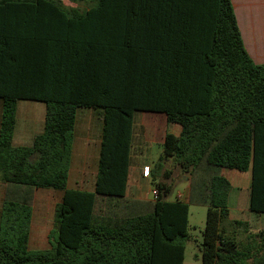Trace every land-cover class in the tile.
I'll return each mask as SVG.
<instances>
[{"label": "trees", "instance_id": "obj_1", "mask_svg": "<svg viewBox=\"0 0 264 264\" xmlns=\"http://www.w3.org/2000/svg\"><path fill=\"white\" fill-rule=\"evenodd\" d=\"M89 4L0 0V264H184L191 204L208 207L201 264H264V230L239 236L247 225L227 222L223 170L251 173L249 210L264 215V65L248 55L231 0ZM20 101L46 105L31 147L13 146ZM81 109L103 111L94 192L68 189ZM140 113L181 127L152 171L154 201L126 198ZM170 159L191 175L188 201L159 182ZM35 189L64 193L48 250L29 248Z\"/></svg>", "mask_w": 264, "mask_h": 264}, {"label": "crops", "instance_id": "obj_2", "mask_svg": "<svg viewBox=\"0 0 264 264\" xmlns=\"http://www.w3.org/2000/svg\"><path fill=\"white\" fill-rule=\"evenodd\" d=\"M231 2L237 25L241 32L243 44L248 55L256 65H264V0H231ZM2 114L3 102L0 100V127ZM140 114L148 115L150 121L143 124V131L139 130L135 123L131 167L126 195L127 200L132 201L149 200L147 191L149 182L148 178H144L143 176V169L145 167L151 168L153 164L155 167V164L163 153V143L167 132H171L176 136L181 132L180 126L168 125L167 117L164 114ZM45 123L46 105L44 103L20 101L17 107L13 146L16 148L31 147L35 138L44 133ZM103 124L102 110L81 109L78 111L75 124L68 189L86 192L95 191L102 147ZM153 169H151V175ZM227 171L230 170H223L221 174H227ZM242 174H250L248 185L246 186V189L250 194L252 181L251 173L247 172ZM74 178H76L77 181H74L73 184L72 180ZM237 178L242 179L239 175H237ZM88 179H90L91 182H88ZM6 188L7 185L0 181V219L3 204L6 199ZM43 190H46L47 192ZM37 191L43 192V194H51L55 199V205L53 210L50 211L51 200H49V198H42L40 200L39 212L35 215V207L32 204L33 214L29 238L30 250L34 249L33 243H36L37 245L43 241V231L46 230L47 226L52 221V224L50 223L52 227L46 236L49 241V236L54 226L55 208L62 202L64 196L62 191L35 189L34 198ZM178 196L180 197V193ZM182 196L184 198H182ZM182 196L180 198L181 200L188 201L190 193H188L186 197L183 194ZM48 219H51V221L49 222ZM230 221L241 222L247 225V227H240L243 228L242 236L256 234L264 230V215L253 214L250 210L243 213L242 218H239L238 216L234 217L233 214L230 213ZM38 249L48 250L50 247Z\"/></svg>", "mask_w": 264, "mask_h": 264}, {"label": "rangeland", "instance_id": "obj_3", "mask_svg": "<svg viewBox=\"0 0 264 264\" xmlns=\"http://www.w3.org/2000/svg\"><path fill=\"white\" fill-rule=\"evenodd\" d=\"M89 1L90 0H86L85 2L75 4L70 2V0H63L66 6L74 7V8L79 7L82 10L89 8L90 5ZM149 121H150V117L148 115H144V114L136 115L135 123H136V127L139 130L143 131V124ZM153 168H154V164L151 167V169ZM166 171L171 172V175L166 176L165 175ZM223 175H225L224 177L227 178L232 183L233 186L229 199L230 213H232L234 217L238 216L239 218H242L243 213L249 210L250 194L249 191L246 189V186L248 185V179L250 178V174H242L238 171H227V174H223ZM237 175L241 176L242 179H238ZM74 181H77L76 178L72 180L73 184ZM87 181L91 182L90 179H88ZM148 182H149V186L147 187L148 199L154 201L152 192L158 189L156 187V184H153L152 175H150V177L148 178ZM159 182L165 183L166 185L172 188V193L169 197V200L174 201L176 199H180L182 194L185 195L186 197L188 193H190L191 175L183 172L181 168L176 164V162H174V160L172 159L166 161L165 168L160 175ZM43 191L47 192L46 190ZM179 193H180V197L178 196ZM42 198H49V200H51L50 211H52L54 208L55 199L53 198V196L51 194H43V192L37 191L33 202V205L35 207V215H37L39 212L40 200ZM182 198L184 197L182 196ZM48 220L49 222L51 221V219ZM227 222L230 224L231 222L230 218ZM50 223L52 224V221ZM50 223L47 226L46 230L43 231L44 232L43 241L41 243L36 245V243H33L32 240L34 246L33 247L34 249H32V251L42 250L38 248L50 247V243L48 241V238L46 237L52 227ZM207 228H208V207L205 205L191 204L190 212H189V234L191 238L186 243L184 264H201V255L203 248L202 244L204 242V233L207 230ZM231 229L233 230V227H231ZM234 231L238 235L242 236L243 228L240 227L235 228Z\"/></svg>", "mask_w": 264, "mask_h": 264}, {"label": "built area", "instance_id": "obj_4", "mask_svg": "<svg viewBox=\"0 0 264 264\" xmlns=\"http://www.w3.org/2000/svg\"><path fill=\"white\" fill-rule=\"evenodd\" d=\"M150 175H151V168L150 167H145L143 169V176H144V178H149ZM152 194H153V199L154 200H157L158 199V196H159L158 190H154Z\"/></svg>", "mask_w": 264, "mask_h": 264}]
</instances>
